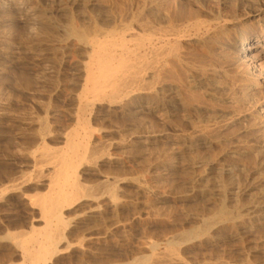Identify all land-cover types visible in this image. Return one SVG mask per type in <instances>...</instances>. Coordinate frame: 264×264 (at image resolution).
Returning <instances> with one entry per match:
<instances>
[{
  "label": "rangeland",
  "instance_id": "1",
  "mask_svg": "<svg viewBox=\"0 0 264 264\" xmlns=\"http://www.w3.org/2000/svg\"><path fill=\"white\" fill-rule=\"evenodd\" d=\"M219 1L0 0V264L21 262L13 233L42 227L29 203L46 191L34 153L62 149V135L81 130L86 58L70 31L95 24L139 30L155 22V8L177 25L229 15L233 0H222L224 8ZM182 49L183 64L163 78L175 89L166 102L134 95L89 112L94 155L78 175L91 194L65 210V239L47 264H140L172 245L184 264H264V217L232 224L252 199L235 200V190L248 175L264 179V114L255 113L264 84L250 89L256 78H236L214 59L219 50L210 55L194 42ZM260 57L251 54L248 64L263 82ZM203 69L220 72L211 95L189 80ZM214 108L229 114L216 119ZM222 210L229 222L218 219ZM81 217L86 224H74Z\"/></svg>",
  "mask_w": 264,
  "mask_h": 264
},
{
  "label": "bare ground",
  "instance_id": "2",
  "mask_svg": "<svg viewBox=\"0 0 264 264\" xmlns=\"http://www.w3.org/2000/svg\"><path fill=\"white\" fill-rule=\"evenodd\" d=\"M226 4L221 0L216 5L224 8ZM155 11V22L149 27L139 25V30L132 29L129 27L130 25L125 27L114 25L110 29H104L95 24L90 29L84 28L85 26H76L72 29L73 31H70L72 38L78 44L77 50L85 52L86 58L81 70L82 78L79 76L82 80L81 92L77 96L78 119L76 122L78 121L81 130H73L62 135L60 138L64 142L62 149L48 150L44 146L45 148L43 147L41 152L36 155L34 153V173L41 176L43 184L40 183L43 187L45 186L46 191L34 195L35 197L31 196L32 199H29V203L30 207L37 210L38 213V219H35V222L41 223L42 227L35 229L33 226L27 235L24 234L25 236L21 234L19 237L17 235L20 234L17 233H13L16 237L11 235L13 238L15 237L12 240H15L13 242L19 251L21 262L18 264H47L48 261H51L52 257L59 252L58 245L65 239L64 232L67 227V221L64 218L65 210L80 197L89 198L85 194L86 192L91 194L88 193V189L85 192V188H83L85 185H81L78 171L86 163H89L94 155L92 150L94 148L91 146V128L93 126L90 125L91 116L89 115V119L88 114L96 106L107 104L110 108L117 107L125 99L134 95L141 97L152 95L156 98L155 102L160 100L166 102V97L170 96L175 89H172L169 84L162 83L163 78L166 79L173 65L183 64L181 49L184 44L189 42L202 46L210 55L216 53L215 50L221 51L220 54L217 51L218 54L213 55L214 59L224 62L226 66L232 68L236 78L243 77L245 79L247 76L256 78L255 84L251 85L250 89L256 90L264 84V81L258 80L262 78L261 74L256 75V70L249 68L248 64L251 54L264 59V0H233L232 12L227 16L223 17L221 14V16H211L212 18L209 20L198 19L179 25L175 24L168 15L162 16L159 9L155 8ZM70 26L72 25L70 24ZM119 26L121 28H118ZM209 60L212 61V59ZM218 77H220V72L203 69L195 75L190 74L189 80L194 88L204 89L211 95V91L218 88L216 82ZM213 99L217 101L216 98ZM161 109L158 107L156 111ZM164 109L170 110V107L167 105ZM212 112L215 113L216 119L221 120L229 114L222 108H214ZM255 113L264 114V103L257 106ZM260 148H264V144ZM94 152L96 151L94 150ZM98 153L99 151L96 156ZM99 154L98 156H101ZM246 178L245 184L241 187L238 185L233 196L237 201L244 197L252 199L241 211L245 212V215L242 214L243 216H239L238 220L232 222L233 226L243 225V217L249 219L264 217V179L256 180L251 175ZM256 190H259L258 193H254ZM109 198L113 199V195ZM90 213H94V210ZM218 214V219L221 222H229L224 210ZM85 218H77L74 224L85 225L87 221ZM242 233H246V231ZM181 259L176 252L175 245H172L151 259L141 260L140 264H163L166 262L184 264V260ZM135 263L136 261L129 264Z\"/></svg>",
  "mask_w": 264,
  "mask_h": 264
}]
</instances>
